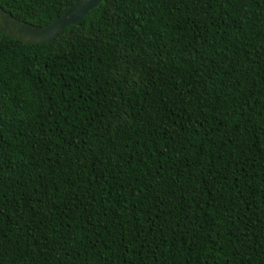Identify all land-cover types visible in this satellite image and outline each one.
Returning <instances> with one entry per match:
<instances>
[{"label":"trees","instance_id":"1","mask_svg":"<svg viewBox=\"0 0 264 264\" xmlns=\"http://www.w3.org/2000/svg\"><path fill=\"white\" fill-rule=\"evenodd\" d=\"M75 1L0 6L45 25ZM0 264H264V0L0 31Z\"/></svg>","mask_w":264,"mask_h":264},{"label":"water","instance_id":"2","mask_svg":"<svg viewBox=\"0 0 264 264\" xmlns=\"http://www.w3.org/2000/svg\"><path fill=\"white\" fill-rule=\"evenodd\" d=\"M102 0H76L61 16L45 25H35L15 17L0 6V31L17 40L39 44L58 37L69 25L89 15Z\"/></svg>","mask_w":264,"mask_h":264}]
</instances>
